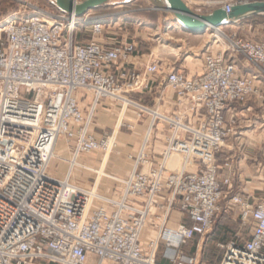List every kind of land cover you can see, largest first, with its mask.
<instances>
[{
	"label": "built area",
	"instance_id": "built-area-1",
	"mask_svg": "<svg viewBox=\"0 0 264 264\" xmlns=\"http://www.w3.org/2000/svg\"><path fill=\"white\" fill-rule=\"evenodd\" d=\"M181 1L199 14H230L260 0ZM36 9L16 14L0 33V264H159L163 249L171 264H200L201 250L188 256L185 245L233 215L250 233L222 245L221 264H264V201L253 204L235 193L237 174L221 178L217 160L230 140L242 142L240 115L264 101V40L234 35L227 51L205 57L204 72L195 77L170 65L162 73L156 61L136 74L126 71L140 54L136 44L77 42L82 30L102 35L111 15ZM160 75L177 97L172 116L124 97L149 89L150 78ZM81 92L92 99L88 114ZM105 99L137 108L139 120L150 117L132 174L113 178L125 187L120 201L71 180L82 155L117 144V129L101 137L91 131ZM159 125L168 126L167 149L146 174L139 168L150 162ZM55 160L69 165L65 179L50 171ZM133 198L145 199V207L132 206ZM154 207L160 228L144 246ZM175 210L187 224L171 227Z\"/></svg>",
	"mask_w": 264,
	"mask_h": 264
},
{
	"label": "rangeland",
	"instance_id": "rangeland-1",
	"mask_svg": "<svg viewBox=\"0 0 264 264\" xmlns=\"http://www.w3.org/2000/svg\"><path fill=\"white\" fill-rule=\"evenodd\" d=\"M124 1L126 0H113L109 7L94 12L96 15L112 13V17H115L111 18L102 35L94 36L82 30L77 37V42L87 43L95 40L101 43H114L127 41L136 44L140 54L148 56V59L152 57L160 65L162 64L161 61L164 60H169L166 62L169 64L174 59H179L178 65H183L189 69L202 67L203 55L206 53L221 54L227 51L229 40L234 35L249 41L264 40V18L240 22L230 27H222L225 37L217 35L212 29L194 36L176 26L177 22L174 16L164 10L161 1L133 0L127 5H121L120 8H118L119 6L115 7L117 3ZM50 3V0H0V23L16 14L21 16L33 15L38 12L36 8L52 10ZM118 20H121L120 26L116 27ZM204 34H208L209 37L204 38ZM238 60L241 64L245 63L242 57H238ZM240 125L246 134L242 142H238L240 147L236 145L235 148L237 151L248 149L252 152V156L257 158V164L264 165V101L254 104L253 109L245 112L243 116L241 114ZM112 152L113 145L108 152L96 151L82 155L78 160L79 165L73 170L72 183L84 189H94L96 194L106 196L104 190L116 188V182L113 180L116 176L109 173L103 164L104 159L107 162ZM98 162H102L99 168L96 166ZM50 171L59 172V177L65 179L69 165L55 160ZM91 183L93 184L91 185ZM99 204L100 202L95 201L94 206ZM222 230L228 234L225 236V238L227 237L226 241L223 238L226 234H223L224 231ZM214 233L215 237H213ZM249 233L250 227L242 229L240 225L234 229H213V232L204 239L197 238L189 242L183 251L187 254L194 249L193 254L195 255L200 249V264H218L217 256L222 258L225 254L222 245H227L239 234L247 239Z\"/></svg>",
	"mask_w": 264,
	"mask_h": 264
},
{
	"label": "crops",
	"instance_id": "crops-1",
	"mask_svg": "<svg viewBox=\"0 0 264 264\" xmlns=\"http://www.w3.org/2000/svg\"><path fill=\"white\" fill-rule=\"evenodd\" d=\"M126 1L117 3L115 7L119 6L118 8H120L121 5H125L124 3ZM103 15L112 16L113 14L104 13ZM114 17L115 16L112 18ZM119 22H121V20H118L116 25H114L116 27L120 26ZM209 55L217 56L218 54H204L202 67L189 69L185 68L183 65H178L179 59H174L173 62H170L169 64L166 63L169 60L161 61L158 58L156 59L162 63V73L168 74L166 66L170 65L176 72L185 73L188 77H195L204 72V60L205 57ZM150 59H148V56L144 54L136 55L130 60V64L128 65L126 71L129 73L142 74L144 73L143 64L155 61L152 57ZM124 97L146 107L159 108V110L167 116L174 115L177 108L176 94L170 89V87H168L166 79L162 75L150 78L149 89L137 93H127ZM79 99L82 103L81 107L83 111L88 114L92 100L91 97L81 92L79 93ZM138 113L139 110L133 106H129L124 109L122 102L105 99L93 121L91 131L95 133L97 137L103 136L107 131L117 129V144L108 158V161L106 162L104 159L103 163L105 165V169H107L112 175L116 176L115 178L122 179L130 177L135 167L134 159L137 157L143 139L148 131L150 117L146 115L139 120ZM119 122L120 124H118ZM168 133L169 130L167 125H159L155 129L149 151L150 162L146 165L140 166V172L146 174L149 173L151 169L160 161L161 156L167 149ZM245 134L246 132L244 131V138ZM238 144V141L232 139L226 145V148L222 152L218 153L217 160L220 165L219 175L221 178H224L235 172L237 174V178H235L234 181L235 193L246 197L253 204L264 201V165L260 162L258 165L257 158H254L252 156V152L248 151V149L245 148L244 150L237 151L235 147ZM238 146L240 147V145ZM101 163L98 162L96 166L99 168ZM92 184L93 183H91V185ZM114 189L104 191L114 200L120 201L125 187L123 185H118L116 182V188ZM224 189L229 190L228 187H224ZM130 204L137 209H142L146 205V200L143 198H133L130 200ZM237 217L238 215H233L231 217V221L228 220V217H221V219L218 220L215 229H225V227H227L230 223L234 225L235 228H238L240 223L238 222ZM185 224H187V222L183 215L179 210H175L172 215L171 226L177 228L180 225ZM159 228L160 223L157 219V210L154 207L147 226L148 230L145 232L147 235H144V246L148 244L149 240L156 238ZM165 253L166 250L163 249L159 257V264H171V259ZM184 254L186 255L185 252Z\"/></svg>",
	"mask_w": 264,
	"mask_h": 264
},
{
	"label": "water",
	"instance_id": "water-1",
	"mask_svg": "<svg viewBox=\"0 0 264 264\" xmlns=\"http://www.w3.org/2000/svg\"><path fill=\"white\" fill-rule=\"evenodd\" d=\"M113 0H50L51 4L62 12L77 17H84L90 12H96L109 6ZM164 10L170 12L176 22L185 31L200 34L210 28L227 27L238 24L253 17H264V0L255 1L243 6H238L227 14L223 9L215 10L209 14H199L190 10L181 0H159ZM133 0H127V5Z\"/></svg>",
	"mask_w": 264,
	"mask_h": 264
},
{
	"label": "bare ground",
	"instance_id": "bare-ground-1",
	"mask_svg": "<svg viewBox=\"0 0 264 264\" xmlns=\"http://www.w3.org/2000/svg\"><path fill=\"white\" fill-rule=\"evenodd\" d=\"M77 1V0H76ZM18 17H16V15L15 16H12V17H10V18H8V19H6L5 20V24H1L0 23V33H2V32H5L6 30H8V26L9 25H11L12 23H15L16 22V20H18L17 19ZM22 18V17H21ZM24 18H26V17H23L22 19H24ZM176 26L179 28V29H181V30H184L183 29V27L177 22L176 23ZM227 27H230V26H227ZM76 28V26H75V21L73 22V29H75ZM210 29H212L213 31H215L216 33H217V35H219V36H221V37H225V35L223 34V32H222V27H214V28H210ZM185 31V30H184ZM185 32H187V31H185ZM189 34H192V35H197V34H193V33H190V32H188ZM203 37H205V38H207V37H209V35L208 34H204V36ZM79 164L77 163V165H75V166H78ZM96 191V190H95ZM99 195V194H98Z\"/></svg>",
	"mask_w": 264,
	"mask_h": 264
},
{
	"label": "trees",
	"instance_id": "trees-1",
	"mask_svg": "<svg viewBox=\"0 0 264 264\" xmlns=\"http://www.w3.org/2000/svg\"><path fill=\"white\" fill-rule=\"evenodd\" d=\"M261 18H264V17H253V18H250V19H247V20H245V21H248V20H255V19H261ZM242 22H244V21H242ZM228 220H231V219H228ZM234 225H232L231 223L227 226V227H225V229H234ZM222 231H224V233L223 234H226V235H224V237L223 238H225V236H228V234L225 232V230H222ZM229 231V230H228ZM216 235H215V233L213 234V237H215ZM226 239H227V237L225 238V240L224 241H226ZM223 241V240H222ZM194 249L192 250V252H189V253H187L186 255H188V256H190V255H192L193 253H194ZM216 255V254H215ZM223 258V257H222ZM222 258L221 257H218L217 256V262H218V264L219 263H221V261H222Z\"/></svg>",
	"mask_w": 264,
	"mask_h": 264
}]
</instances>
